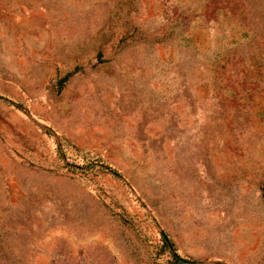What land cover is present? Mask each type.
<instances>
[{
	"label": "rangeland",
	"instance_id": "rangeland-1",
	"mask_svg": "<svg viewBox=\"0 0 264 264\" xmlns=\"http://www.w3.org/2000/svg\"><path fill=\"white\" fill-rule=\"evenodd\" d=\"M0 264H264V0H0Z\"/></svg>",
	"mask_w": 264,
	"mask_h": 264
},
{
	"label": "trees",
	"instance_id": "trees-1",
	"mask_svg": "<svg viewBox=\"0 0 264 264\" xmlns=\"http://www.w3.org/2000/svg\"><path fill=\"white\" fill-rule=\"evenodd\" d=\"M174 257H175V259H176L178 262H181V259H180V257H179L178 255L175 254ZM184 262L187 263V261H184Z\"/></svg>",
	"mask_w": 264,
	"mask_h": 264
}]
</instances>
